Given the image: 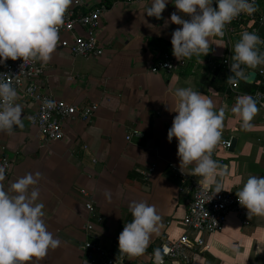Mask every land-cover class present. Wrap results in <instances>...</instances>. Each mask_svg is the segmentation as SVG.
<instances>
[{
    "label": "crops",
    "instance_id": "crops-1",
    "mask_svg": "<svg viewBox=\"0 0 264 264\" xmlns=\"http://www.w3.org/2000/svg\"><path fill=\"white\" fill-rule=\"evenodd\" d=\"M70 2H76L78 12L105 7L94 31L101 53L74 55L58 39L38 85L70 104L97 103L99 110L90 120H65L64 138L48 142L28 119L35 105L18 92L20 125L0 132V163L7 165L0 187L7 190L25 174L40 173L33 187L38 188V201L45 206L46 228L61 244L42 258L33 257L29 264H86L83 245L91 238L119 264H151L161 240L175 239L182 232L181 220L192 192L182 193L179 187L193 177L201 178L192 175L194 164L185 166L182 173L176 169H181L177 140L167 138L177 114L171 111L175 109L174 90L191 87L210 99L214 110L223 109L221 130L236 138L237 144L234 151L219 149L213 158L224 173L216 179L223 191L236 194L250 175L264 176V109L256 102L257 112L247 129L241 128L240 118L231 111L238 98L264 89L258 72L264 65L247 68L246 73H257L255 80L239 81V88H232L226 80L233 75L232 50L239 39L223 34L208 38L207 55L193 56L175 72L153 73L151 67L165 53H172L171 33L181 27L174 23L165 27V20L170 21L173 12L190 19L172 0L159 20L145 12L152 0ZM254 7L253 18L247 22L252 24L251 32L264 40V0ZM258 49L264 52V44ZM89 199L100 221L86 208ZM133 201L154 205L160 221L144 254L129 258L120 254L118 236L132 219L129 204ZM88 224L92 230H86ZM168 264H264V216L241 218L232 211L221 231L205 237L202 252L194 250L189 261L173 259Z\"/></svg>",
    "mask_w": 264,
    "mask_h": 264
},
{
    "label": "clouds",
    "instance_id": "clouds-1",
    "mask_svg": "<svg viewBox=\"0 0 264 264\" xmlns=\"http://www.w3.org/2000/svg\"><path fill=\"white\" fill-rule=\"evenodd\" d=\"M215 2L216 7H213ZM169 0H152L146 9L150 17L162 19ZM175 8L190 19L176 12L165 20L180 25L171 33L173 55L191 59L207 55L209 37L223 36L225 25L243 14L255 12L254 0H172ZM70 0H0V64L8 59L23 60L46 65L57 46L59 26ZM264 44L255 32L245 31L233 46L230 70L233 75L229 85L247 81L245 69L264 65V52L258 45ZM175 109L177 113L168 129L167 138L177 140L180 168L194 164L192 175L201 177L205 188L214 186L215 195L223 189L216 177L223 176L219 165L212 159V149L221 136L223 109L214 110L210 99L191 87L176 88ZM17 91L9 80L0 78V132L12 131L21 122L22 108L16 103ZM48 108L54 102L45 101ZM231 111L241 120V128L247 129L257 112L252 97L238 98ZM6 162L0 163V181L5 179ZM183 172V171H182ZM40 173H27L10 183L7 190L0 187V264H29L33 257L42 258L47 252L60 246L61 241L47 230L43 219L44 204L38 201ZM238 202L248 210L249 216H264V176L250 175L236 191ZM105 196L110 198V192ZM132 219L125 223L118 236L121 255L129 258L144 254L151 234L158 231L160 216L154 205L145 201L129 204ZM154 264H163L160 250L153 252Z\"/></svg>",
    "mask_w": 264,
    "mask_h": 264
},
{
    "label": "built area",
    "instance_id": "built-area-1",
    "mask_svg": "<svg viewBox=\"0 0 264 264\" xmlns=\"http://www.w3.org/2000/svg\"><path fill=\"white\" fill-rule=\"evenodd\" d=\"M258 2L259 0H254V6ZM74 4L76 2H70L64 14L63 24L59 26L60 46L69 49L74 55H98L101 53V49L94 31L101 24L105 7L97 6L85 12H78ZM249 18H253V13L250 15L242 13L234 18L225 25L224 34L230 35L234 39H240L243 32H251L252 24L247 22ZM261 19L264 20V13ZM79 27L83 29V32L77 31ZM68 35L70 37H67ZM187 63L188 59L178 60L173 53H165L163 58L158 60L150 70L153 73L160 71L170 73L181 69ZM22 64V58L16 61L8 59L5 63L0 64V78L9 80L17 93H21L35 105L28 115V119L38 128L43 140L48 142L62 140L65 136V120L71 117L90 120L99 110L97 103L81 107L55 98L52 94L43 91L38 85V79L44 74L47 64L28 61L24 67H21ZM258 72L264 86V68L259 69ZM231 87L238 89L239 82ZM252 97L264 109V89L258 90ZM45 101L54 102V106L46 107ZM127 138L129 139L130 135ZM231 142L232 138L225 136L221 130L220 139L212 149V159L217 156L219 149L229 151ZM176 169L182 173L181 169ZM179 190L182 193L191 191L192 198L181 220V234L175 239L164 237L157 248L160 250L163 264H168L173 259L187 262L190 260L192 251L202 252L205 249V237L221 231L230 212L238 213L241 218L249 215L248 210L239 204L236 194L222 190L215 195L214 186L205 188L201 178L189 179L188 184L179 187ZM86 208L90 214L97 216L96 206L92 199L86 202ZM97 218L99 221L101 220V217L97 216ZM92 229V224L86 226V230ZM93 239H87L83 245V249L87 252L86 264H119ZM151 264H154L153 254L151 255Z\"/></svg>",
    "mask_w": 264,
    "mask_h": 264
},
{
    "label": "water",
    "instance_id": "water-1",
    "mask_svg": "<svg viewBox=\"0 0 264 264\" xmlns=\"http://www.w3.org/2000/svg\"><path fill=\"white\" fill-rule=\"evenodd\" d=\"M249 74H250L249 79L246 82L251 83L255 80L257 73L255 71H251V72H249ZM236 144H237V139L233 138L232 142H231L230 151H234Z\"/></svg>",
    "mask_w": 264,
    "mask_h": 264
},
{
    "label": "trees",
    "instance_id": "trees-1",
    "mask_svg": "<svg viewBox=\"0 0 264 264\" xmlns=\"http://www.w3.org/2000/svg\"><path fill=\"white\" fill-rule=\"evenodd\" d=\"M259 46V45H258Z\"/></svg>",
    "mask_w": 264,
    "mask_h": 264
}]
</instances>
